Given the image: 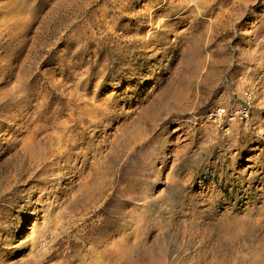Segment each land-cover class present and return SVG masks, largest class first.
<instances>
[{
	"label": "rangeland",
	"instance_id": "rangeland-1",
	"mask_svg": "<svg viewBox=\"0 0 264 264\" xmlns=\"http://www.w3.org/2000/svg\"><path fill=\"white\" fill-rule=\"evenodd\" d=\"M127 2L0 0V264H90L105 218L119 248L106 264H264V0L198 18L179 0ZM78 124L86 150L36 164L52 179L36 187L25 147L43 157ZM44 219L58 234L30 255Z\"/></svg>",
	"mask_w": 264,
	"mask_h": 264
},
{
	"label": "bare ground",
	"instance_id": "bare-ground-1",
	"mask_svg": "<svg viewBox=\"0 0 264 264\" xmlns=\"http://www.w3.org/2000/svg\"><path fill=\"white\" fill-rule=\"evenodd\" d=\"M110 1L112 2V4H114L116 6L118 4L117 1H119V0H110ZM218 1L219 0H179V3L176 4V7L180 6V4H184V5H182L185 8L184 14H187V16L189 14V15H191V17L198 18V17H202V16L211 15L214 11V4L217 3ZM129 8H131L130 0H128V2L121 7V9H129ZM180 10H182V9H178V11H180ZM234 14H238V11H236V13H234ZM187 16H185V18ZM23 23H24V21H23ZM13 36L15 37L14 33H13ZM34 48L31 49L30 51H27V53L25 55V60L22 63V67H21L19 73L16 75L15 84L11 88V91L14 94H18L19 92H21L22 90L25 89V87L19 85L18 83L23 79L22 75L26 74L23 72V69L25 68L24 66L26 64V61L35 57V54H37L36 41L34 44ZM32 81H35V77L33 78ZM18 97L21 101H23L27 98V94H20ZM91 111L92 110L84 109L82 112H80V114H82L81 119L84 118L85 113H87V112L89 113ZM91 115L92 114H90L89 116H91ZM218 115L219 114H217V113H212V114H210L209 119H213L215 122L221 124V122H220L221 119L218 118ZM2 116L10 117L12 115L3 113ZM105 119H108L107 116L99 113L95 116H92L90 124L96 127L99 122L104 121ZM235 119H236V117L233 116V117H231L230 120L234 121ZM41 120H42V117L40 114H38L36 119L34 120V123L37 124ZM36 124H34V127L36 126ZM79 128H80V126L78 124L75 127H72L71 132H68L69 130L56 132L54 134V136L52 137V140H54L52 144L55 145V148L49 150L45 155L43 154V157L37 156L35 150H30L29 148L25 147V150L27 152L24 154L25 159L23 160L21 168H22V171L28 175L27 179L34 178L35 176L40 174L39 177H41V178H39L38 184L36 185V187H40L39 185L41 183L46 185L52 181V179L47 180V178H44V176L46 174H48L49 171L43 170L41 168H38L35 170L36 164L41 163V161L43 159L47 158L49 155H52L54 157L56 155H59L60 157L67 156L68 158L73 157V156L79 157L84 152V150H86V147H80L79 138L76 137L77 135L82 134V131L78 130ZM28 129H29V127H28ZM177 129H181V128L178 127ZM76 131H78V132H76ZM37 134H38V129H36V130L33 129V132L31 134V136L29 137V139L33 136H36ZM74 134H76V135L74 136ZM35 142H37L38 144L40 143L38 141H33L30 144L34 145V147H36ZM256 166L257 165L255 163L250 164L249 166H246V168L244 169V171L241 174H244L245 170H247L249 168L254 169ZM51 175H55L54 172ZM23 176H24V174H22L19 177V179L21 180ZM251 178H252V175H251ZM30 180H32V179H30ZM30 188H32V187H30ZM259 191H264V187L259 188ZM115 192H116V189L114 191L110 192V194L104 198L100 209L96 212V215L108 213V207H110L113 203L116 202V199H115L116 193ZM44 220H46V219H44ZM103 221L105 222L106 226H104L105 228H104V232H102V234H103L102 237L99 238L98 240L94 239L90 245L91 253L88 255L91 258L90 264H98V263L106 264V260L116 259V256H118V254H119L118 242L114 241L113 239L115 237L114 236L111 237V234L107 231V229L109 230V228L111 227L113 220L108 222L107 218H105V219H103ZM31 229H32V227H31ZM58 229H59V224L57 222H53L52 219H50L48 221L46 220L42 224V226H40L38 229H36L33 233L26 234L27 237H30V240L28 242H26V245H29V247L26 245L24 247H26V250H29L30 255L36 251L40 252L41 250L48 247V245H50L54 241V239L56 238V236L58 234ZM7 238L8 237L6 236L5 239H7ZM12 240L13 239L11 237L10 241H12ZM9 245L13 246V244H11V243H9L8 246ZM19 247L23 248L22 246H19V245L16 248L19 249Z\"/></svg>",
	"mask_w": 264,
	"mask_h": 264
},
{
	"label": "built area",
	"instance_id": "built-area-1",
	"mask_svg": "<svg viewBox=\"0 0 264 264\" xmlns=\"http://www.w3.org/2000/svg\"><path fill=\"white\" fill-rule=\"evenodd\" d=\"M225 113H226V110H224V109H220V110L217 111V114H219V115H222V114H225Z\"/></svg>",
	"mask_w": 264,
	"mask_h": 264
}]
</instances>
